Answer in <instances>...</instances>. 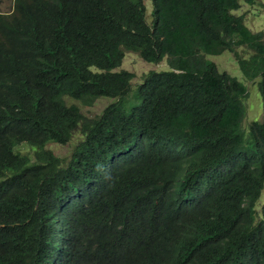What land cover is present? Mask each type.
Masks as SVG:
<instances>
[{
  "label": "trees",
  "instance_id": "trees-1",
  "mask_svg": "<svg viewBox=\"0 0 264 264\" xmlns=\"http://www.w3.org/2000/svg\"><path fill=\"white\" fill-rule=\"evenodd\" d=\"M150 1L0 12V264H264V34L234 13L256 0ZM126 51L168 69L132 91ZM225 51L261 97L247 131Z\"/></svg>",
  "mask_w": 264,
  "mask_h": 264
},
{
  "label": "rangeland",
  "instance_id": "rangeland-1",
  "mask_svg": "<svg viewBox=\"0 0 264 264\" xmlns=\"http://www.w3.org/2000/svg\"><path fill=\"white\" fill-rule=\"evenodd\" d=\"M143 1L146 8V14L148 15L147 17L149 18V13L151 11V1ZM12 2L13 0H0V12L10 10ZM234 13L244 15L245 24L248 28L251 29V31H262L264 34V0H256L253 5L242 3L241 7L237 11H234ZM238 52L243 53V55H246L248 53L245 47L239 48ZM208 59H211L220 71H226L228 74L236 77L238 80L244 81V77L238 68L235 56L232 52L225 51L219 55H208ZM120 69H125L134 74L131 86L132 91H134L135 87L150 71L165 70L167 69V63L166 61H162L157 64L145 62L139 57L137 53L126 51ZM244 83L248 86L249 92L248 96L244 100L247 112L242 121V125L247 131L248 124L256 117L254 111L259 109L260 111L258 112L257 117L259 118L261 116L262 103L261 97L257 90V86L254 85L253 87V84L251 82L244 81ZM114 100V98L102 97L95 100V102L91 106H86L83 105L80 101L65 98L67 104H76L79 107L80 111L89 118L99 115L102 110ZM138 102L139 98H136L135 100L131 101L126 107L124 106V109L128 111L132 105L137 104ZM81 137L82 135L79 132H75L69 143L65 145L49 143L45 148L50 149L55 155L68 156L72 152L76 143L81 139ZM15 149L17 151L19 150L28 154H32V152L35 150V148H32L26 144L18 145Z\"/></svg>",
  "mask_w": 264,
  "mask_h": 264
},
{
  "label": "clouds",
  "instance_id": "clouds-1",
  "mask_svg": "<svg viewBox=\"0 0 264 264\" xmlns=\"http://www.w3.org/2000/svg\"><path fill=\"white\" fill-rule=\"evenodd\" d=\"M122 64V63H121ZM118 69H120V67L118 68ZM118 69H114L115 71H118ZM167 69H168V65H167ZM167 69H165V70H167ZM125 70V69H124ZM142 82V81H141Z\"/></svg>",
  "mask_w": 264,
  "mask_h": 264
}]
</instances>
